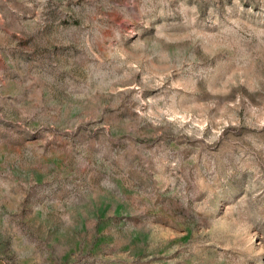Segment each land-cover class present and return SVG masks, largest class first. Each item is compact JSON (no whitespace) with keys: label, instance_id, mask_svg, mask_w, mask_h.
<instances>
[{"label":"rangeland","instance_id":"obj_1","mask_svg":"<svg viewBox=\"0 0 264 264\" xmlns=\"http://www.w3.org/2000/svg\"><path fill=\"white\" fill-rule=\"evenodd\" d=\"M1 264H264V0H0Z\"/></svg>","mask_w":264,"mask_h":264},{"label":"water","instance_id":"obj_2","mask_svg":"<svg viewBox=\"0 0 264 264\" xmlns=\"http://www.w3.org/2000/svg\"><path fill=\"white\" fill-rule=\"evenodd\" d=\"M1 264V263H0Z\"/></svg>","mask_w":264,"mask_h":264}]
</instances>
